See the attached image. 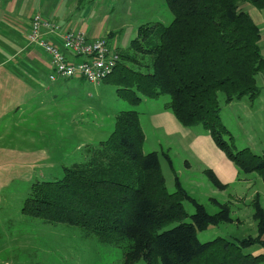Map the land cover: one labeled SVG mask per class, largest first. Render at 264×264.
Instances as JSON below:
<instances>
[{
    "label": "trees",
    "instance_id": "16d2710c",
    "mask_svg": "<svg viewBox=\"0 0 264 264\" xmlns=\"http://www.w3.org/2000/svg\"><path fill=\"white\" fill-rule=\"evenodd\" d=\"M241 2L264 9V0H166L172 21L140 25L126 49L117 50L119 60L105 80L133 106L167 95L165 108L183 126L200 125L239 173L264 176V151L237 148L220 116L219 92L226 104L260 94V31ZM143 142L138 110L119 111L111 133L87 150L83 162L62 166L60 178L31 183L21 211L124 244L125 264H262L264 252L246 251L254 245L264 250L258 195L251 203L255 235L200 241L198 232L232 220L229 204L216 202L219 210L207 212L178 177L170 192L158 153L144 152ZM204 172L215 187H226L211 170ZM185 200L195 207L189 221Z\"/></svg>",
    "mask_w": 264,
    "mask_h": 264
},
{
    "label": "crops",
    "instance_id": "0c3cea01",
    "mask_svg": "<svg viewBox=\"0 0 264 264\" xmlns=\"http://www.w3.org/2000/svg\"><path fill=\"white\" fill-rule=\"evenodd\" d=\"M24 1L5 0V3H0V210L7 207L8 201L13 200L15 194L13 191L18 190L14 186L15 183H30L38 177L36 175L41 176L42 170L47 166L51 168L55 166L50 162L47 165L48 152L45 144H35L36 137L45 138V129L48 125V122L44 123V116L48 110L46 103L50 101L55 103L57 99L62 100L60 89H70L74 93L73 97L68 96V107L58 109L60 117L54 127L59 137L66 130L69 132L76 130L81 133L88 124V108L92 110V103L88 106L86 98L85 105L77 101V99L82 101L77 97V91L80 88L83 90L85 79L77 77L50 80L48 73L51 67L48 57L37 47L26 45V34L34 11L48 14L47 16L54 18L53 20L65 29H79L77 19H67L56 11L55 13L49 11L45 0L44 2L38 0L37 4L33 5L35 10H32L33 7L24 5ZM239 7L248 12L253 22L259 27V47L264 54V9H258L249 2H241ZM107 32L108 30L97 36L105 35ZM258 85L260 94L254 100L243 98L224 105L236 106L234 115L240 125L239 128L246 135V139L243 140L246 145L244 147L255 151L253 136L247 132L246 128L249 131L252 129L262 133L263 139L260 140L259 150L263 152L264 72L258 76ZM156 102L158 101L155 98H143L137 104L139 106L137 110L139 123L144 133L142 149L144 152L158 153L167 189L169 184L174 187L175 177H178L183 188L198 200H200L199 197H205L210 202L216 203L218 200L213 195L228 192V196L224 199H227L231 205H237L238 218L241 216L239 213L242 210V203H245L244 208L248 209L247 203L255 195L259 196L264 207L263 190L252 184L260 177H256L254 172L239 173L235 164L217 147L211 136L200 125L183 126L165 108L166 101ZM66 113H69V127L62 122V115ZM243 122L247 125L245 126ZM234 136L237 137L235 133ZM90 140L86 141L85 145L79 144L77 153L81 152L79 151L81 147L84 151L79 153L77 161L83 162L87 150L96 144L91 143L94 140ZM147 143L150 148L145 149L144 146ZM167 156L170 157L171 164L168 163ZM205 169L211 170L226 187L224 189L215 187L206 177ZM25 194L26 192H23L17 196L21 199ZM247 250H256L258 254L264 252L262 249H256L255 246ZM251 253L255 254L253 251Z\"/></svg>",
    "mask_w": 264,
    "mask_h": 264
},
{
    "label": "rangeland",
    "instance_id": "374dc122",
    "mask_svg": "<svg viewBox=\"0 0 264 264\" xmlns=\"http://www.w3.org/2000/svg\"><path fill=\"white\" fill-rule=\"evenodd\" d=\"M37 1L25 0L24 5L33 7L37 4ZM0 3H5V0H0ZM45 5L49 11L54 13L56 11L64 18L77 19L76 23L79 29H83L88 34L97 36L108 30L104 36H106L108 44L118 49V51L126 49L130 40L135 37L137 28L140 25L155 22L167 25L173 18L166 0H45ZM34 14H41L47 19H54L38 10L34 11ZM84 86L83 90L80 88L77 91V97L81 98L82 101L80 99H77V101L85 105L86 98L88 106L92 103V110L88 108V124L81 133L76 130L74 132L66 130L59 137L54 127L60 117L59 107L62 109L68 107V96L72 95L73 97L74 95L70 89H60L62 100L57 99L55 103L51 101L46 103L49 111L47 110L44 116V123L48 122L45 129V138L36 137L35 144H45L44 146L48 152L47 165L50 162L55 166L54 168L47 166L42 170V175H36L38 177L30 183L14 184L19 192L13 191L15 193L13 200L8 201L7 207L0 210V264H125L124 244L102 242L93 233L85 232L79 226L65 223H48L21 211L23 199L32 182L60 178L62 176V166H70L75 162H79L77 161L79 153L84 151V148L81 147L79 150L81 152L77 153L80 143L85 145L86 141L90 139V141L94 140L91 143H98L99 140L106 139L114 128L115 116L119 111L130 108L139 109L138 105L133 106L125 98L118 96L116 86L107 82L105 78L97 83L84 81ZM155 99L158 101L156 103H160L168 101L169 98L167 95H160ZM218 99L222 105L220 110L221 121L231 130L237 148L246 146L245 141H243L246 139V135L239 128L240 125L234 115L236 106H225L222 92L218 93ZM69 107L72 108L73 105H69ZM82 107L85 108V106ZM68 118L69 113L62 115L63 125L67 124L69 127ZM243 124L247 125L246 122H243ZM246 130L253 136L255 151H252L261 153L259 143L263 139L262 133L252 129L249 131L247 128ZM234 133L237 137L234 136ZM19 145L22 146L21 143ZM144 148L148 149L150 145L147 143ZM253 174L260 177L252 182L253 186L264 192V176L255 172ZM168 190L171 192L174 187L169 184ZM23 192H26V194L19 199L17 195L19 193L23 194ZM226 196H228V192L213 195L219 203H228L230 206L231 203L224 199ZM199 198L200 200L195 199L205 206L207 212L214 213L219 210L218 204L210 202L205 197ZM252 200L247 203L248 209L244 208L245 203L241 202L240 218L236 214L237 205L232 204L230 207L232 220L209 226L206 230L198 232L199 240L207 241L217 236L233 239L248 234L255 235L256 222L251 215V213L253 214ZM183 205L188 214L185 220L189 221L195 207L190 201L186 200ZM261 206L263 207L262 204ZM254 246L256 249L263 250L258 245ZM250 251L258 254L255 252L256 250ZM133 264H145V261L139 259Z\"/></svg>",
    "mask_w": 264,
    "mask_h": 264
},
{
    "label": "built area",
    "instance_id": "2783aa9c",
    "mask_svg": "<svg viewBox=\"0 0 264 264\" xmlns=\"http://www.w3.org/2000/svg\"><path fill=\"white\" fill-rule=\"evenodd\" d=\"M26 45L37 47L49 60L50 80L83 78L97 83L107 77L119 60L106 36H90L83 30L65 29L53 19L33 14Z\"/></svg>",
    "mask_w": 264,
    "mask_h": 264
}]
</instances>
